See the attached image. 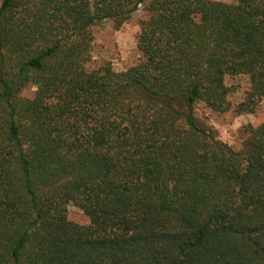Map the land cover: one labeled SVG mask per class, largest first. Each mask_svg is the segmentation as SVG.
Segmentation results:
<instances>
[{
	"label": "trees",
	"instance_id": "1",
	"mask_svg": "<svg viewBox=\"0 0 264 264\" xmlns=\"http://www.w3.org/2000/svg\"><path fill=\"white\" fill-rule=\"evenodd\" d=\"M141 6L139 62L92 67V26ZM240 75L252 113L264 0H2L0 264H264V122L235 151L195 115Z\"/></svg>",
	"mask_w": 264,
	"mask_h": 264
},
{
	"label": "rangeland",
	"instance_id": "2",
	"mask_svg": "<svg viewBox=\"0 0 264 264\" xmlns=\"http://www.w3.org/2000/svg\"><path fill=\"white\" fill-rule=\"evenodd\" d=\"M2 0H0L1 3ZM151 0H147V3ZM227 3H235L237 0H216ZM102 1L93 3L94 10L103 6ZM147 19L144 6L128 20L121 28L104 19L92 26V67L109 63L116 72H123L137 64L141 58L138 50V35L140 23ZM225 84L230 89L228 101L230 110L225 113L211 111L204 103H198L195 115L203 124L211 128L218 140L229 145L235 151L242 149V144L247 138V130L250 125L257 127L264 122V98L258 103L254 112L239 114L238 105L245 100L246 93L250 89L248 76H227ZM36 88L29 86L22 92V96L33 97ZM68 219L76 224L87 226L89 218L84 212L74 205L68 206Z\"/></svg>",
	"mask_w": 264,
	"mask_h": 264
}]
</instances>
